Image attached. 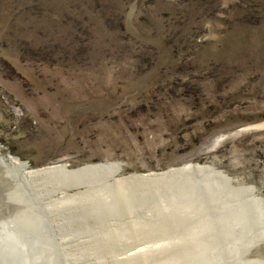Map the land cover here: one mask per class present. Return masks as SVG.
<instances>
[{
    "label": "rangeland",
    "instance_id": "rangeland-1",
    "mask_svg": "<svg viewBox=\"0 0 264 264\" xmlns=\"http://www.w3.org/2000/svg\"><path fill=\"white\" fill-rule=\"evenodd\" d=\"M0 199L31 264H264V0H0Z\"/></svg>",
    "mask_w": 264,
    "mask_h": 264
},
{
    "label": "bare ground",
    "instance_id": "bare-ground-1",
    "mask_svg": "<svg viewBox=\"0 0 264 264\" xmlns=\"http://www.w3.org/2000/svg\"><path fill=\"white\" fill-rule=\"evenodd\" d=\"M18 160H19L18 158H14L13 162H14V164H16V166L18 164L17 168H19V170H23V167L20 166L23 164L18 162ZM64 172H65V170H64L63 166H52V167H46V168H41V169L25 172L24 177L31 182V181H35L33 179H36V178H37V180H39V178L44 180L45 177H48V176L53 177L55 174H58V173L60 174V173H64ZM66 174L67 173H65V175ZM67 176H69V174ZM45 179H47V178H45ZM44 182H46V181H44ZM61 187L62 188H68L66 185H63ZM69 187H71V185H69ZM48 192H49V190H48ZM244 193L246 194L245 190H240V192L237 194L239 196V195H242ZM254 201L256 202V205H254V204L253 205L256 206L257 208H260V207H258L259 205H262V207H264V200L257 199ZM250 204H251V201H250ZM0 205H1V199H0ZM256 207H255V209H256ZM3 212L4 211H2V209L0 207V264H31L32 259L30 258L31 255L29 254L30 245H31L30 242L27 241L26 238H24L18 230H15V229L10 227L11 223L9 221H7V219H5ZM11 221H12V219H11ZM239 254H241V253H239ZM255 262L256 261L250 260L246 264H262V263H255Z\"/></svg>",
    "mask_w": 264,
    "mask_h": 264
}]
</instances>
